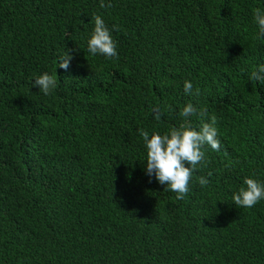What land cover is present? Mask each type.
Here are the masks:
<instances>
[{"label":"trees","instance_id":"16d2710c","mask_svg":"<svg viewBox=\"0 0 264 264\" xmlns=\"http://www.w3.org/2000/svg\"><path fill=\"white\" fill-rule=\"evenodd\" d=\"M100 2L0 0V264H264V199L232 200L264 182V84L249 80L264 0ZM96 15L119 59L88 52ZM56 67L51 94L32 87ZM189 101L222 147L177 199L146 174L140 130L178 127Z\"/></svg>","mask_w":264,"mask_h":264},{"label":"clouds","instance_id":"9594fccd","mask_svg":"<svg viewBox=\"0 0 264 264\" xmlns=\"http://www.w3.org/2000/svg\"><path fill=\"white\" fill-rule=\"evenodd\" d=\"M100 7L111 8L112 4L101 0ZM93 19L95 23L88 40V52L92 55H103L107 59H119L116 50L117 43L113 39L112 31L100 15H96ZM253 19L258 26L257 39H264V9H254ZM73 58L71 51L66 50L58 60L57 67L67 70ZM57 67L53 74L45 72L37 76L32 82V87H38L44 95L51 94L57 87ZM249 80L264 84V65L252 71ZM184 92L189 96L199 97L200 95V89L193 90L192 83L187 80L184 82ZM152 115L159 122L163 112L159 106H156L152 108ZM180 116L183 120L179 126L171 127L163 134L154 130L150 136L148 131L140 130V135L147 148L146 174L149 177L155 176L161 185H166L164 189L175 192L177 199H183L187 195L189 181L194 172L197 171L199 165L206 164L205 145L210 146L214 151H220L222 147L217 118L214 115L208 117L207 108L198 107L189 101L183 107ZM192 117L201 121L198 129ZM198 181L202 187L209 183V180L203 176L199 177ZM244 185L232 196L238 208H251L264 199V182L246 177Z\"/></svg>","mask_w":264,"mask_h":264}]
</instances>
